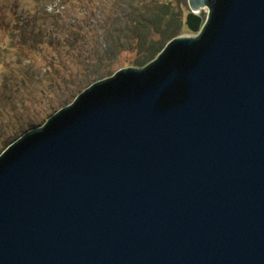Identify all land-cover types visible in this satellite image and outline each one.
<instances>
[{
  "label": "water",
  "instance_id": "1",
  "mask_svg": "<svg viewBox=\"0 0 264 264\" xmlns=\"http://www.w3.org/2000/svg\"><path fill=\"white\" fill-rule=\"evenodd\" d=\"M189 5L0 155V264H264V0Z\"/></svg>",
  "mask_w": 264,
  "mask_h": 264
},
{
  "label": "rangeland",
  "instance_id": "2",
  "mask_svg": "<svg viewBox=\"0 0 264 264\" xmlns=\"http://www.w3.org/2000/svg\"><path fill=\"white\" fill-rule=\"evenodd\" d=\"M181 1L190 8L189 0ZM100 2L116 3L119 7L111 12L112 15L119 12L123 20V32L114 35L120 37L116 38L119 48L108 41L98 22L102 19L98 8L94 12L90 9L88 14L87 5L76 0H0V155L26 132L44 125L60 109L72 104L93 83L123 68L146 66L175 37L197 36L209 12L208 8L197 11L189 26L181 28L179 23H174L169 29H162L159 15H152L150 10L154 6L164 10L163 5L145 0L143 3L150 8L146 17L163 33L157 36L151 52L146 53L145 49L133 48L125 42L123 18L128 14L133 18L130 0L120 5L117 0H99L97 4ZM81 20H90V23L94 20L98 31L86 33L91 47L82 44V50L74 52L66 44L79 40L80 30L92 29L82 25ZM187 20L189 16L185 23ZM110 25L111 32L119 26L112 21ZM139 34L146 35V30L142 29Z\"/></svg>",
  "mask_w": 264,
  "mask_h": 264
},
{
  "label": "trees",
  "instance_id": "3",
  "mask_svg": "<svg viewBox=\"0 0 264 264\" xmlns=\"http://www.w3.org/2000/svg\"><path fill=\"white\" fill-rule=\"evenodd\" d=\"M76 1L77 2L80 1V3L87 5L86 11L88 14H89L90 9H92V12H94L97 8L100 9L102 13L101 15L102 19L100 20L99 18L98 22H100V25L103 31H105L108 41H110L111 44L114 43L113 45L114 47L118 46L119 39H116V38H120V37L114 36V35L116 34L120 35L119 33L123 32L121 28L123 20H122V17H120L121 15L120 16L118 15L119 12L116 11L117 15L111 14L113 8H116L118 5L116 3L112 5V4L105 3V2L104 3L100 2V4H97L99 0H76ZM144 1L145 0H130V3H131L130 9L132 10L131 14H133V18L131 17L132 15L128 14V15H125L123 19L126 20V26H125V30L127 32V38L125 40V42H127L126 44L128 46H132L133 48L137 46L140 50L145 49L146 50L145 52L148 53V52H151L150 49H153L156 46L157 41H158L156 40L157 36H159V34H161L162 31L156 30V27H154L152 22L149 21V19L146 17L145 13L146 11H149L150 8L146 6V3H143ZM90 2H92V6L89 5ZM117 2H119V5H120L121 3L123 4L124 0H117ZM148 3L149 4L156 3L158 5H163L164 10H161V9L158 10L155 6L152 7L150 10L152 15L153 14L159 15V18L161 19L160 27H162V29L163 27H166V29H169L174 23H179L180 27L183 28L186 24L188 26L191 25L190 21L194 22V19L196 18L191 14L192 12L190 8L186 4H184V2L181 0H148ZM117 9H119V7H117ZM141 10H144V11H141ZM111 16H113L112 19H111ZM188 16H189V21L187 20L185 23V19ZM111 21H112V24L119 25V26L117 25L118 28L113 32H111L112 30L111 31L108 30L111 27L110 25ZM94 22H95L94 20H92V23H90V20L88 21L81 20L80 23L82 25H86V27L92 26V29L82 30V31L80 30L78 32L79 40H75V43L73 44L72 43L66 44V47L74 52L82 50V48H80L82 44H83V47L84 46L91 47L92 43L91 41L89 42V37L86 36L87 35L86 33L98 31L94 27L95 26ZM142 29L146 30V35L139 34ZM95 43H97V41H95ZM99 44H100V39H99ZM117 48H119V46ZM120 50H122V48ZM118 52H119V49H118ZM95 59L97 60L98 58L95 57ZM100 60H103V58L101 57Z\"/></svg>",
  "mask_w": 264,
  "mask_h": 264
}]
</instances>
